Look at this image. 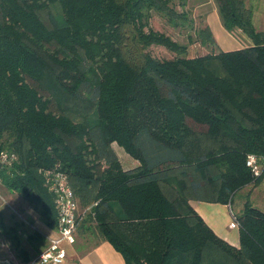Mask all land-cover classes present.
I'll return each mask as SVG.
<instances>
[{
	"label": "trees",
	"instance_id": "obj_1",
	"mask_svg": "<svg viewBox=\"0 0 264 264\" xmlns=\"http://www.w3.org/2000/svg\"><path fill=\"white\" fill-rule=\"evenodd\" d=\"M170 2L0 0V152L14 156L0 161V184L54 230L44 171L65 173L89 207L80 233L125 264H264V211L244 201L235 247L189 202L231 204L264 174L245 165L264 156V32L246 0H215L223 28L250 44L188 57L149 26L153 12L187 24ZM196 36L215 45L207 26ZM150 45L175 56L153 57ZM113 143L138 166L124 170ZM0 237L22 262L32 257L1 213ZM44 240L37 229L26 237L34 255Z\"/></svg>",
	"mask_w": 264,
	"mask_h": 264
},
{
	"label": "rangeland",
	"instance_id": "obj_2",
	"mask_svg": "<svg viewBox=\"0 0 264 264\" xmlns=\"http://www.w3.org/2000/svg\"><path fill=\"white\" fill-rule=\"evenodd\" d=\"M170 3L176 11L185 12L187 14V24L184 25V27L174 28L163 16L153 12L149 20V26L155 31L169 35L176 42L186 45L188 57L200 56L212 51L217 52L218 50H235L250 44V41L238 30L230 33L223 28L215 0H171ZM246 5L252 9V20L255 29L264 32V0H246ZM206 26L210 28L215 39V45L213 46L201 44L196 36V30ZM147 51L158 59H171L175 56L174 53L168 51L161 45H150ZM196 127L205 129L203 125H196ZM114 147L119 155L121 166L132 164L131 161H133L134 158L116 143H114ZM76 199L81 211L82 206H80L78 198ZM246 199H248L253 206L264 211V174L259 182L247 184L236 192L230 204L232 212L235 215L240 212ZM85 206L84 210L86 212L89 207L87 205ZM0 213L6 225L17 227L21 235L23 247H25L32 256L34 255V251L26 241L28 234H33V231L37 229L44 235L45 240L40 242L41 247L39 250L43 249L44 246L48 244V238L45 236L47 228L38 214L33 211L19 194L9 192L1 184ZM49 230L53 233V230ZM94 241V236L89 237L86 234L80 233L78 229L76 242L73 247L81 244L82 248H87L92 245ZM66 249L67 258L63 264H76L77 257L75 252L72 251L69 246H67ZM17 262L22 264L25 263L21 261L15 249L12 248L6 240L0 237V264H15Z\"/></svg>",
	"mask_w": 264,
	"mask_h": 264
},
{
	"label": "built area",
	"instance_id": "obj_3",
	"mask_svg": "<svg viewBox=\"0 0 264 264\" xmlns=\"http://www.w3.org/2000/svg\"><path fill=\"white\" fill-rule=\"evenodd\" d=\"M12 158H14L13 154L8 156L0 152L1 162ZM245 165L253 176H259L264 170V156L249 153L246 155ZM44 177L49 190L54 194L57 225L53 234L48 237V244L24 264H63L67 258L66 247L75 243L78 227L85 214L84 209L81 211L79 209L78 201L65 173L45 170Z\"/></svg>",
	"mask_w": 264,
	"mask_h": 264
},
{
	"label": "crops",
	"instance_id": "obj_4",
	"mask_svg": "<svg viewBox=\"0 0 264 264\" xmlns=\"http://www.w3.org/2000/svg\"><path fill=\"white\" fill-rule=\"evenodd\" d=\"M209 25V24H208ZM118 158L119 155L112 144ZM132 164L122 166L124 170H129L138 166V161L133 159ZM190 205L200 215L204 222L222 239L230 245L239 246V231L234 213L230 204H222L210 201L190 200ZM47 228V227H46ZM45 236L48 238L50 230L47 228ZM95 241L87 248H82L81 244L76 247L69 246L77 257L76 264H125L121 254L113 246L99 236H94ZM76 242V241H75Z\"/></svg>",
	"mask_w": 264,
	"mask_h": 264
}]
</instances>
